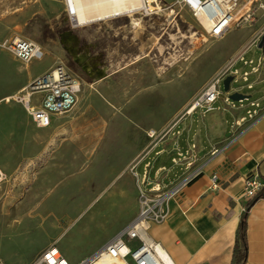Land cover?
<instances>
[{
	"label": "rangeland",
	"instance_id": "obj_1",
	"mask_svg": "<svg viewBox=\"0 0 264 264\" xmlns=\"http://www.w3.org/2000/svg\"><path fill=\"white\" fill-rule=\"evenodd\" d=\"M173 1L156 0L150 11L74 25L66 12L58 14L57 0H0V165L7 175L0 185L2 264H30L52 243L76 263L136 214L139 187L123 176L114 179L120 163L121 173L133 170L124 166L127 156L122 153L121 161L109 162L110 152L105 151L101 97L117 104L121 114L115 135L121 151L139 136L146 142L150 129L165 130L181 119L183 108L207 79L264 27V10L257 6L264 0L253 1L250 18L221 38L210 37L200 20ZM13 35L29 38L44 50L27 69L41 72L60 64L80 79L77 103L52 117L49 127H37L21 101H4L27 72L17 70L25 64L1 46ZM261 50L252 45L244 58L257 62ZM239 83L233 80L231 87L239 88ZM199 115L196 110L186 119L195 121ZM112 149L117 151L118 145ZM69 157L72 164L62 165L58 180L39 178L49 160ZM119 183L126 191L117 208L109 196ZM35 207L42 218L25 231L26 213Z\"/></svg>",
	"mask_w": 264,
	"mask_h": 264
},
{
	"label": "crops",
	"instance_id": "obj_2",
	"mask_svg": "<svg viewBox=\"0 0 264 264\" xmlns=\"http://www.w3.org/2000/svg\"><path fill=\"white\" fill-rule=\"evenodd\" d=\"M57 3L58 14L65 13L63 0H57ZM261 51L262 61L257 71L254 69L257 62L253 59L251 64L238 62L236 65L239 70L248 71L247 79H240L239 88L236 87L248 94V98L237 103L217 99L215 108L206 114L201 113L195 121L187 120L189 115L173 121L165 128V136L160 141L148 139L142 142L139 136L121 151V143L115 136L121 129V114L117 111V104L101 97L108 140L105 151L110 152L108 160L117 158L121 161L123 153L128 159L124 166L133 169L121 173L120 163L114 179L123 176V181L141 187L140 179L144 175L146 187L157 178L164 185L175 184L190 172L178 153L185 152L190 143H195L196 159L192 169L199 166L200 173L166 201L165 218L150 228L151 236L161 242L175 264H231L237 227L245 210L244 179L252 172L264 178V50ZM28 64L16 69L26 70ZM47 69L41 72L27 69L22 77L25 84H19L14 94ZM259 112L263 115L252 121L251 116ZM116 145L118 149L113 151ZM63 164L70 166V157L65 161L49 160L41 169L39 178L49 182L58 180ZM213 175H216L214 180ZM111 191L114 195L109 196L110 202H117L111 205L120 208L125 186L119 183ZM127 223L120 224L117 231ZM246 238L244 264H264L263 199L255 201L249 208Z\"/></svg>",
	"mask_w": 264,
	"mask_h": 264
},
{
	"label": "built area",
	"instance_id": "obj_3",
	"mask_svg": "<svg viewBox=\"0 0 264 264\" xmlns=\"http://www.w3.org/2000/svg\"><path fill=\"white\" fill-rule=\"evenodd\" d=\"M253 1L257 0H174L173 4L179 9H187L198 20L200 17L206 20L209 24L207 34L212 38H221L230 28L237 27L250 18L252 14L250 4ZM68 2L69 0H63L67 15L71 17ZM152 3L156 5V0ZM257 6L264 10V3L259 2ZM263 31L264 27L255 32L244 47L227 59L207 79L200 91L186 104L181 117L191 115L196 110L206 114L215 108L214 103L217 99L234 102L229 98V92L234 90L231 82L246 80L248 74L247 70L241 71L236 65L238 62L243 65L252 63L251 59L247 60L243 55L249 47L258 44ZM1 46L23 64L40 59L44 55L40 44L18 35L5 38ZM261 61L262 57H259L255 71L258 70ZM227 75H232V80L230 90L224 91L222 81ZM80 89V79L58 64L35 76L14 99L22 102L25 111L37 127H49L52 117L64 114L75 106ZM262 115L263 113L259 112L250 116L255 122ZM165 133V130L147 131L151 139L159 141L163 139ZM194 149L195 143H190L185 152L178 153L190 172L177 183L164 185L157 178L150 187H146L147 180L144 175L141 177L136 215L96 251L76 263H71L59 247L52 243L37 253L30 264H95L98 260L120 264H175L161 242L151 236L150 228L165 218L166 201L200 173L199 166L192 169L196 159ZM6 176L0 165V185L6 180ZM215 177L216 175H213V180ZM263 185V178L256 172L249 173L244 179L243 197L248 200Z\"/></svg>",
	"mask_w": 264,
	"mask_h": 264
},
{
	"label": "bare ground",
	"instance_id": "obj_4",
	"mask_svg": "<svg viewBox=\"0 0 264 264\" xmlns=\"http://www.w3.org/2000/svg\"><path fill=\"white\" fill-rule=\"evenodd\" d=\"M153 0H69L68 10L71 13V20L75 25H83L96 20H102L109 17H115L119 15H132L134 12L143 9L144 11H150L156 7L152 5ZM159 6L157 5V8ZM200 22L208 28L209 24L203 18H199ZM190 74V73H189ZM189 74L186 75L189 78ZM21 91V90H20ZM9 94L4 97V101L9 102L14 99L16 95ZM185 107L183 108V110ZM182 110V111H183ZM182 113V112H181ZM37 199L33 198V202ZM72 208V207H70ZM70 208H67L69 210ZM76 209V208H74ZM28 221L26 222V230L31 231L33 225L42 218L41 212L37 207L32 208L28 213H26ZM39 218V220H37ZM19 221H17L18 223ZM22 222V221H21ZM38 228L41 229L39 226ZM95 264H120L111 263L105 260H98Z\"/></svg>",
	"mask_w": 264,
	"mask_h": 264
},
{
	"label": "trees",
	"instance_id": "obj_5",
	"mask_svg": "<svg viewBox=\"0 0 264 264\" xmlns=\"http://www.w3.org/2000/svg\"><path fill=\"white\" fill-rule=\"evenodd\" d=\"M262 49L264 50V43H263ZM259 199L264 200V185L253 195V197L246 200L245 210L240 218L237 231H236V241L233 247L231 264H244L246 261V258H247V238H246L247 215H248L249 208L252 206V204L255 201Z\"/></svg>",
	"mask_w": 264,
	"mask_h": 264
},
{
	"label": "water",
	"instance_id": "obj_6",
	"mask_svg": "<svg viewBox=\"0 0 264 264\" xmlns=\"http://www.w3.org/2000/svg\"><path fill=\"white\" fill-rule=\"evenodd\" d=\"M263 43H264V31H263V33H262V35H261V37H260V39L258 41L257 47L262 48ZM231 80H232V75H227L223 79L222 87H223L224 91H229L230 90V82H231ZM248 97H249L248 94L242 93V92L237 91V90L229 92V98L232 101H241V100L246 99Z\"/></svg>",
	"mask_w": 264,
	"mask_h": 264
}]
</instances>
